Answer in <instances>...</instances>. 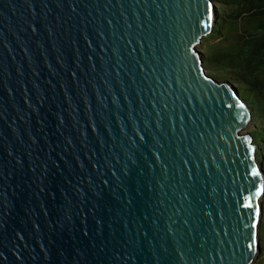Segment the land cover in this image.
<instances>
[{"label": "water", "instance_id": "1", "mask_svg": "<svg viewBox=\"0 0 264 264\" xmlns=\"http://www.w3.org/2000/svg\"><path fill=\"white\" fill-rule=\"evenodd\" d=\"M214 17L0 0V264L251 263L263 176L251 108L198 49Z\"/></svg>", "mask_w": 264, "mask_h": 264}, {"label": "trees", "instance_id": "2", "mask_svg": "<svg viewBox=\"0 0 264 264\" xmlns=\"http://www.w3.org/2000/svg\"><path fill=\"white\" fill-rule=\"evenodd\" d=\"M223 10L214 23V37L224 19L259 17L254 31L239 34L240 45L233 51L212 52L203 57L204 65L222 70L224 79L237 84V91L250 106L255 118L264 114V0H216ZM200 48V47H198ZM264 116V115H263ZM262 130L251 133L252 143L260 144Z\"/></svg>", "mask_w": 264, "mask_h": 264}, {"label": "rangeland", "instance_id": "3", "mask_svg": "<svg viewBox=\"0 0 264 264\" xmlns=\"http://www.w3.org/2000/svg\"><path fill=\"white\" fill-rule=\"evenodd\" d=\"M223 10L221 4H219L216 0H214V11H215V21L219 17V14ZM259 17H241L238 19H224L223 23H221L220 28L215 33L214 37H211L212 31L207 33L201 40L198 49L202 51V56H206L212 52L217 51H233L237 49L241 42V37L239 34H243L244 31H254L256 29V25L259 21ZM204 64V62H203ZM206 73L211 75L214 78L221 80L224 79L225 76L221 69L214 68L213 66H206ZM224 75V76H223ZM236 86L237 84H234ZM250 107V106H249ZM250 118L247 120L246 125L241 130L244 132H255L258 129H261L262 135L260 136V144H254L255 148V161L260 167L262 173V186L263 190L260 195V215H261V223L258 229V237H259V245L260 248L257 252V256L251 261L250 264H264V114L258 115L255 118V114L252 113Z\"/></svg>", "mask_w": 264, "mask_h": 264}, {"label": "snow or ice", "instance_id": "4", "mask_svg": "<svg viewBox=\"0 0 264 264\" xmlns=\"http://www.w3.org/2000/svg\"><path fill=\"white\" fill-rule=\"evenodd\" d=\"M252 175H257V173H256V170L255 169H253L252 170ZM259 189H257V195L259 194ZM244 200L246 201V202H248V201H250L251 200V196H245L244 197ZM246 206H248V205H246ZM254 226V225H253ZM252 247V245L251 244H249V248H251Z\"/></svg>", "mask_w": 264, "mask_h": 264}]
</instances>
